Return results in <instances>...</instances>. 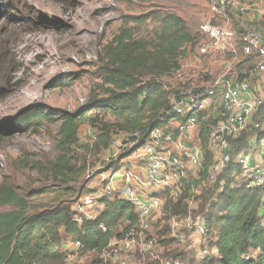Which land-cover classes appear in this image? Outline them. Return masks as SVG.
<instances>
[{
	"label": "trees",
	"instance_id": "trees-1",
	"mask_svg": "<svg viewBox=\"0 0 264 264\" xmlns=\"http://www.w3.org/2000/svg\"><path fill=\"white\" fill-rule=\"evenodd\" d=\"M156 35L153 41L135 39L123 29L104 45L100 53L104 96H95L91 106L81 112L64 113L56 143L58 155L48 163L34 161L35 168L49 180L68 184L86 172L85 164L77 168L72 153L78 146L92 149L89 144H82L79 138L82 124L92 121L89 118L91 110L109 112L117 118L114 124L100 128L99 135L89 121L85 127L90 128L91 133L87 135L94 136L92 142L97 141V149L104 152L103 162L108 170L120 167L121 162L117 167L111 165L125 152L122 150L120 156L110 162L104 160L114 135L138 131L144 141L152 129L168 128L171 120L185 122L172 111L171 92L166 90L161 79L180 70V60L186 55V46L194 41L193 35L186 21L174 13L161 18ZM260 61V57H254L241 62L238 78L254 71ZM59 83L67 85L68 78H62ZM51 120L45 108L39 106L22 114L17 125L40 127ZM215 124L216 120L211 118L199 125L198 142L203 162L198 177L185 179L183 191L178 196L170 191L161 193L165 200L164 221L153 230L159 244L158 252L154 256L139 255L138 263L165 264L167 260H179L181 264H264V189L241 183L240 169L234 164L224 168L214 182L208 180L215 162L210 149ZM263 139L264 104L241 136L231 142L236 153L242 150L251 153L260 148ZM252 140H255L253 146L250 145ZM200 187H203L200 194H195ZM92 191L87 188L78 198ZM51 192L54 193L53 202H38L39 193L29 198L18 192L8 180L0 184V206H10L0 212V264H65L62 247L67 240L82 242L84 253L95 257L112 236H125L139 222L132 203L114 199L105 200L96 220L79 223L74 220L73 204L63 199L58 190ZM190 200L198 205L192 206ZM189 213L205 218L208 246L216 248L217 254L200 257L195 250L186 249L171 236L166 221L171 217L184 218ZM65 236L70 237L65 239ZM174 244L182 247L172 248ZM95 263L101 262L95 260Z\"/></svg>",
	"mask_w": 264,
	"mask_h": 264
},
{
	"label": "rangeland",
	"instance_id": "rangeland-1",
	"mask_svg": "<svg viewBox=\"0 0 264 264\" xmlns=\"http://www.w3.org/2000/svg\"><path fill=\"white\" fill-rule=\"evenodd\" d=\"M240 1L256 7L241 15L230 8L215 10L210 0H0V184L8 180L29 198L39 193L38 202H53L51 191L58 190L72 204L83 190L85 193L87 188L101 185L99 176L111 172H106L104 152L97 149V141L92 142L94 136L89 137L85 127L90 122L99 135L105 124L117 122L112 113L91 110L92 121L87 120L80 127V142L92 149L74 148L72 158L77 168L84 164L87 168L75 181L53 182L35 168L34 161L48 163L58 155L56 143L64 113L81 112L91 106L95 96H104L100 60L104 45L123 29L135 39L153 41L163 16L174 13L182 17L194 41L186 46V55L180 60L182 76L170 74L161 79L171 92L172 101L179 100L195 86H209L216 79L239 76V64L248 59L242 55L239 43L237 53L224 56L201 55L200 47L210 39L204 29L207 25L234 30L239 42V36L252 23L251 15L256 14L255 25L264 31V0ZM62 78H68L67 85L59 83ZM219 100L218 97L216 106L205 113L204 122L215 120L214 113L221 110ZM39 106L50 114L51 121L40 127L17 125L22 114ZM174 122L171 120L170 130H176ZM258 149L264 153V139L260 148L251 153ZM129 153L124 152V156ZM119 164L120 159L111 166ZM186 172L184 184L185 179L199 175L189 164ZM202 188L195 194H200ZM9 208L0 206V212ZM176 247L182 246L172 245ZM93 257L87 256L86 264L93 263Z\"/></svg>",
	"mask_w": 264,
	"mask_h": 264
},
{
	"label": "built area",
	"instance_id": "built-area-1",
	"mask_svg": "<svg viewBox=\"0 0 264 264\" xmlns=\"http://www.w3.org/2000/svg\"><path fill=\"white\" fill-rule=\"evenodd\" d=\"M215 10L230 8L237 14H248L256 4L240 0H210ZM253 16L258 17L256 14ZM257 19V18H255ZM248 25L236 41V32L226 27L204 26L210 39L200 47L201 55L217 56L237 53L239 43L245 58L260 57L257 68L246 77L237 75L216 79L209 86H195L179 100H173V112L185 122L175 121L176 130L165 127L152 129L141 141L140 133H120L112 137L110 147L104 156L106 162L118 158L121 151L130 152L121 156L118 169H110L111 174L103 176L102 184L92 187L93 191L82 195L73 204L74 220H96L103 209L105 200L121 199L132 203L138 215L137 226L123 237L112 236L107 246L95 256L97 264H143L138 256L156 255L159 244L155 227L164 219L165 200L162 192L170 191L174 196L182 193L183 179L187 164L201 170L203 154L198 143L190 141L191 131L199 133L205 113L216 106L219 97L221 110L214 113L216 124L210 139V149L215 162L210 168L208 180L214 182L229 164L240 169L239 180L248 187L264 189V159H257L251 153H236L231 140L238 139L251 122L253 115L264 104V34L254 22ZM227 72H231L230 69ZM181 77L180 70L176 73ZM258 126V125H257ZM86 133L90 134L89 127ZM187 163V164H186ZM193 204L192 201H189ZM193 206V205H192ZM264 209V208H263ZM264 212V210H263ZM164 221V220H163ZM171 236L180 244L193 249L200 257L217 254L216 248H209L206 237L205 218L189 213L184 218L169 219ZM105 231L106 229L103 228ZM85 245L80 241L67 240L62 247L65 264H86ZM93 261V259H92ZM90 264H96L95 261ZM165 264H181L179 260H167Z\"/></svg>",
	"mask_w": 264,
	"mask_h": 264
},
{
	"label": "crops",
	"instance_id": "crops-1",
	"mask_svg": "<svg viewBox=\"0 0 264 264\" xmlns=\"http://www.w3.org/2000/svg\"><path fill=\"white\" fill-rule=\"evenodd\" d=\"M252 19L257 18L256 16L254 17L253 14L251 15ZM256 20V19H255ZM253 21V20H252ZM262 30V29H261ZM264 34V31H262ZM189 139L190 141L194 142V143H198V136H197V132L196 131H191L189 134ZM250 145L253 146V144L251 143ZM253 156H255L257 159H264V153L262 152L261 149L255 150L254 153H251Z\"/></svg>",
	"mask_w": 264,
	"mask_h": 264
}]
</instances>
